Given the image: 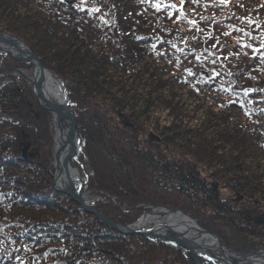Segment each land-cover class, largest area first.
Listing matches in <instances>:
<instances>
[{"label":"trees","instance_id":"16d2710c","mask_svg":"<svg viewBox=\"0 0 264 264\" xmlns=\"http://www.w3.org/2000/svg\"><path fill=\"white\" fill-rule=\"evenodd\" d=\"M0 31L65 87L79 138L72 164L83 192L101 193L90 205L105 217L135 221L110 200L173 206L227 249L233 224L264 214V0H0ZM30 65L0 55L7 71ZM155 111L164 125L152 137L140 121ZM47 115L23 77L0 72V264H192L173 244L103 227L53 188L44 152L23 159L27 133L51 143ZM258 231L239 239L245 251L264 246Z\"/></svg>","mask_w":264,"mask_h":264},{"label":"bare ground","instance_id":"6f19581e","mask_svg":"<svg viewBox=\"0 0 264 264\" xmlns=\"http://www.w3.org/2000/svg\"><path fill=\"white\" fill-rule=\"evenodd\" d=\"M0 48L4 46L0 45ZM2 50V49H0ZM12 55L19 54L25 57L24 49H14L9 47ZM32 81L35 84L38 78V72L35 67L32 69ZM42 95L45 100L54 107L56 112L63 114L67 100L65 93L60 83L55 78L46 72L43 77ZM52 129L54 134V150L57 152V161L53 163L55 169L54 183L59 190L65 189L68 184L67 173L62 168L63 156L67 153L69 146L66 141V133L68 131V121L63 116H58L56 113L51 114ZM73 188H77L80 184V179L77 171L70 170L68 172ZM86 200V196L84 198ZM154 216L146 220L140 221L136 227L138 229L144 228L149 222H152L153 228L148 231L160 235L173 236L186 242L191 247L198 249L195 256L199 262L203 259L209 258V264H264V251L257 253L240 254L234 253L219 246L217 239L204 232L198 227L196 222L189 217L175 211H168L162 209H154ZM155 225V226H154ZM204 257V258H203Z\"/></svg>","mask_w":264,"mask_h":264},{"label":"rangeland","instance_id":"374dc122","mask_svg":"<svg viewBox=\"0 0 264 264\" xmlns=\"http://www.w3.org/2000/svg\"><path fill=\"white\" fill-rule=\"evenodd\" d=\"M67 2H69V3H71L72 4V0H66ZM73 4H74V6H77L76 4H75V2L73 1ZM1 32V31H0ZM2 33V32H1ZM16 38V37H15ZM19 40V39H18ZM24 43V42H23ZM25 44V43H24ZM28 46V45H27ZM31 50V49H30ZM31 52H32V50H31ZM33 53V52H32ZM34 54V53H33ZM0 55L1 56H3V55H8L12 60H14V61H17V62H23V63H30L31 65L29 66L30 68H28V69H14V70H10L9 69V71H7V69L5 68V67H0V72H10L11 74H13V75H18V76H21V77H23L22 75H20V74H18L16 71L18 70V71H21L22 72V74L25 76V77H27L30 81H32V74H33V71H32V69L34 68V64L32 63V62H28V61H20V60H16V59H13L9 54H7V53H1V51H0ZM35 55V54H34ZM26 56V55H25ZM36 56V55H35ZM19 58H23V56L21 55H19L18 56ZM37 57V56H36ZM38 58V57H37ZM40 61V60H39ZM41 63V62H40ZM42 64V63H41ZM43 66V65H42ZM44 68V67H43ZM45 70H46V72L47 73H49V74H51L53 77H54V75L51 73V71H49L48 69H46V68H44ZM36 70V69H35ZM24 78V77H23ZM55 78V80H57V81H59L60 79H58L57 77H54ZM24 80L29 84V86H30V88H31V90H33V93H34V97L36 98V103H37V105L39 106V108H41L42 109V111L44 110V111H46L47 113H48V115L46 116V118H47V130H48V134H49V137L51 138V143L49 144V146H47V145H44V146H41L40 147V143L39 142H41L42 143V140H41V138H39V139H37V141L35 142V141H31L30 139H29V135H28V133L26 134V140L23 142L22 141V143H21V145H22V148H21V153H22V151L24 150V148L25 147H27V150H26V159H28V158H35L36 157V155L38 154L37 152H44L45 154H46V156H47V158H46V160H47V171H48V173L50 174V176H51V178H52V186H53V188H54V184H53V180H54V173H55V169H54V167H53V163H54V157H55V150H54V144H55V142H54V134H55V131H53V129H52V121H51V114L49 113V111H47L46 109H44V108H42L40 105H39V101H38V99H37V96H36V93H35V91H34V87H33V84H31L30 83V81H27L25 78H24ZM59 83H60V85L62 86V88H63V90H64V93H65V97L67 98V100H68V107L70 108V110H71V107H70V100H69V97L67 96V91H66V89H65V87L63 86V84H62V82H61V80L59 81ZM182 99V98H181ZM26 101H27V103H26V108H23V111H24V113L26 114V116H27V118H26V120H27V122L28 123H30V121H31V123H32V120H34V118H35V113L33 112V110H32V106H33V104H32V102H31V100H29L28 98H26ZM177 102H180V101H177ZM125 105H128V107H132V106H134V105H132V104H128V103H125ZM136 107H138V106H136ZM71 112H72V115H73V111L71 110ZM194 111H191V113H189L186 117H185V121L186 122H194V120H195V118H197L198 116L197 115H195V113H193ZM211 113H212V111H211ZM25 114H23V115H18L17 114V119H21V118H23L24 119V116H25ZM165 115V112H159V111H155V113H153L151 116H150V118L149 119H142L141 121H140V123H142V126H143V129L145 130V131H148V132H151V134H152V132H155V128L157 127V125L160 127V128H162V126L164 125V123H163V118H162V116H164ZM6 117V116H5ZM30 117H31V120H30ZM6 118H8V117H6ZM73 119H74V115H73ZM262 120L263 119H256L255 118V120L253 121L255 124H260L261 122H262ZM15 121H17V122H19L18 120H15ZM14 121V123H16ZM75 122V121H74ZM150 123V124H149ZM76 124V123H75ZM31 125V124H30ZM76 134H77V132H76ZM147 134V133H146ZM78 136V135H77ZM152 137H154V135L152 134ZM144 138H145V135H144ZM157 138V137H156ZM37 144V146H38V148L35 146ZM172 147V146H171ZM172 152H177V151H179V149L177 148V147H172V149H170ZM37 153V154H36ZM77 153V152H76ZM76 155V154H75ZM75 155H74V157H75ZM74 157L71 159V164H72V160L74 159ZM24 159V158H23ZM26 159H24V160H26ZM72 166L74 167V168H76L73 164H72ZM199 169L201 170V166L199 167ZM76 170L80 173V171L76 168ZM213 173L214 172V170L213 169H210V170H204V169H202V173H201V175L203 174L204 176H209L210 175V173ZM80 177H81V174H80ZM82 178V177H81ZM82 183H83V180H82ZM219 186L220 185H218V184H215V183H212L211 184V188L213 189V192L214 193H216L217 192V189L219 188ZM233 186H234V183H232V184H228V185H226L225 187H226V189L223 191L224 193H223V195H224V197L225 198H227L229 195H232V194H230V193H232L233 192ZM82 191H83V188H82ZM83 194L84 195H86V201L88 202V203H92L93 201H94V199L96 198H98L99 199V196L101 195V193L100 192H97V194H94L93 192H91V191H87V192H83ZM66 195V194H65ZM68 196V195H67ZM221 196H222V193H221ZM69 197V196H68ZM95 197V198H94ZM223 197V196H222ZM75 204H78V203H76L71 197H69ZM236 201H238V202H244L245 200H244V197L243 196H240V197H236L235 196V198H234ZM113 203H112V202ZM110 203H112L115 207L114 208H116V209H118V210H121V212H126L127 214H128V217L129 218H131L132 219V217H133V219L135 218V221L133 222V223H128L127 225H120V224H118V223H116V222H114V221H112V219H110L109 217H106L108 220H110L111 222H113V223H116V224H118V225H120V226H123V227H129L130 229H132V230H134L135 232H147L149 229H152L153 228V225H151V224H153L152 222H148L146 225H145V227L144 228H141V229H138L137 227H136V225L140 222V221H142V220H146V219H148V218H150V217H153L154 216V211H153V209H157L158 208V210L159 209H162V210H168V211H175V212H179V213H181V214H183V215H185V216H187V217H189V218H192V220H194L195 222H196V224L198 225V227L200 228V229H202V230H205V231H209V230H206L204 227H202V226H200L199 225V223L197 222V219H195L194 217H192V216H190V215H188V214H186L182 209H180V208H175V207H173V206H157V207H147V206H139V205H137V207H135V208H133V209H130L129 207H128V205L129 204H127V203H125V204H120V205H117V204H115V201L114 200H110ZM79 205V204H78ZM80 206V205H79ZM81 207V206H80ZM82 208V207H81ZM94 208V207H93ZM83 209V208H82ZM95 210H97L96 208H94ZM84 210V209H83ZM85 211V210H84ZM97 211H99V210H97ZM100 212V211H99ZM87 213H89V212H87ZM102 213V212H101ZM90 215H92V216H94L98 221H99V219L95 216V215H93V214H91V213H89ZM103 214V213H102ZM104 215V214H103ZM206 218H208V217H206ZM132 219V220H133ZM101 222V221H100ZM102 223V222H101ZM252 224V225H251ZM102 225H103V227H107V228H109L110 229V232H112V231H114L113 229H111L110 227H108L107 225H105V224H103L102 223ZM155 226V225H154ZM256 226V227H255ZM255 227V228H254ZM240 228H241V230H240ZM258 229L259 230H261V231H264V214L262 213V214H260L259 216H257V218H254V219H252V220H248V221H246L245 222V224H242L241 226H234V224H233V228L231 229V238L232 239H228V240H226L225 242H227L228 244H229V248H227L229 251H231V252H234V253H240V254H248V253H253V252H259V251H264V246L261 248V249H259V250H249V251H245L244 249H243V244L242 243H240L239 242V239H242V241L243 242H245L244 240H246L247 238L249 239L250 237H260V234H259V231H258ZM238 231V235L236 236L235 234H236V232ZM114 232H117V231H114ZM209 232H211V231H209ZM119 233V232H118ZM211 233H213V232H211ZM121 234V233H120ZM215 236H217V238L219 239V241H220V243H221V240H220V237H218V235L217 234H215V233H213ZM123 235V234H122ZM126 235H129V234H126ZM133 235H136V234H133ZM158 235H160V234H158ZM228 234L227 233H224V234H222L221 236L225 239V236H227ZM140 236V235H139ZM161 236H168V235H161ZM169 243V242H168ZM171 244V243H170ZM174 246H176V247H178L176 244H174V243H172ZM222 245V244H221ZM222 247L223 248H225L223 245H222ZM179 249L182 251V252H184V250L182 249V248H180L179 247ZM177 256V255H176ZM204 258V257H203ZM174 260H175V257H171V259H170V261L173 263L174 262ZM191 260V259H190ZM205 259H203V261H204ZM207 260H209L208 258H207ZM169 261V262H170ZM191 262H192V264H196L194 261H192L191 260ZM171 263V264H172ZM175 264V263H174ZM204 264H206V263H204Z\"/></svg>","mask_w":264,"mask_h":264},{"label":"water","instance_id":"95a60500","mask_svg":"<svg viewBox=\"0 0 264 264\" xmlns=\"http://www.w3.org/2000/svg\"><path fill=\"white\" fill-rule=\"evenodd\" d=\"M0 45L4 46L3 48H0V49H2V50H0L1 53H7L13 59L20 60V61H28V62H32L34 64V67H35L36 71L38 72V78L36 79L35 84L33 83V81H30L27 77H25L21 71L17 70L16 72L18 74L22 75L27 81H30L31 84H33L34 91H35L37 99L39 101V105L42 108L49 111L50 114L56 113L58 116H63L68 121V131L66 133V141L68 143L69 149H68L67 153L63 156V159H62V168L67 173L68 184L65 187V189L59 190L55 187V183L53 181L55 190L62 193V194H66L69 197H71L86 212H89V213L95 215L99 219V221H101L103 224L107 225L108 227H110L114 231H117L121 234H129V235L136 234V235L143 236V237L150 239V240H157V241L174 243L178 247H180L184 251H186L188 253L189 258L192 261H194L196 264H201L195 256V253L197 252L198 249L191 247L189 244L180 240L179 238H175L173 236H161V235H158L156 233H151L149 231H147V232H135L134 230L130 229L129 227H123V226H120L116 223L111 222L101 212L95 210L93 207H91L84 200L85 195L83 194V191H82L83 183H82V179L80 177V173L71 164V159L74 157V155L77 152L78 138H77V134H76V124L74 122L72 112H71L70 108L68 107L67 98L65 97L67 100V104L65 106L64 113L60 114V113L56 112L54 107L52 105H50L45 100L44 96L41 94L42 90H44L43 77L46 74V70L43 68L39 59L31 52L30 48L26 44H24L23 42L18 40L17 38L10 36V35L3 34L1 32H0ZM9 47H12V48L17 49V50L24 49L26 52V54H25L26 56L23 58H19L18 57L19 54H17V56L12 55L10 50H8ZM26 150H27V147H25L24 150L22 151V157L24 159H26ZM55 161H57V152H55L54 162ZM71 169L77 171L79 179H80V184L77 188H73L72 180L68 174V172ZM190 219L192 220V218H190ZM203 231L206 232L207 234L214 236L217 239L219 246L222 247L217 236H215L213 233H211L209 231H205V230H203ZM253 253H256V252H253ZM206 263L209 264L208 262H206Z\"/></svg>","mask_w":264,"mask_h":264}]
</instances>
